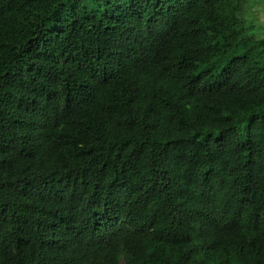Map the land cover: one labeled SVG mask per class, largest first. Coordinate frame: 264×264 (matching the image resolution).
Returning a JSON list of instances; mask_svg holds the SVG:
<instances>
[{"label":"trees","instance_id":"obj_1","mask_svg":"<svg viewBox=\"0 0 264 264\" xmlns=\"http://www.w3.org/2000/svg\"><path fill=\"white\" fill-rule=\"evenodd\" d=\"M246 1L0 0V264H264Z\"/></svg>","mask_w":264,"mask_h":264},{"label":"rangeland","instance_id":"obj_2","mask_svg":"<svg viewBox=\"0 0 264 264\" xmlns=\"http://www.w3.org/2000/svg\"><path fill=\"white\" fill-rule=\"evenodd\" d=\"M247 18L257 37L264 36V0L246 1Z\"/></svg>","mask_w":264,"mask_h":264}]
</instances>
